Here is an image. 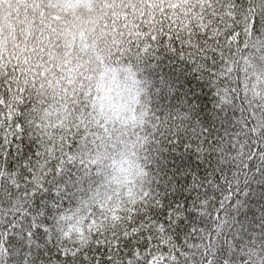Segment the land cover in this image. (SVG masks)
Instances as JSON below:
<instances>
[{
  "label": "snow or ice",
  "instance_id": "obj_1",
  "mask_svg": "<svg viewBox=\"0 0 264 264\" xmlns=\"http://www.w3.org/2000/svg\"><path fill=\"white\" fill-rule=\"evenodd\" d=\"M253 184L264 0H0V264H264Z\"/></svg>",
  "mask_w": 264,
  "mask_h": 264
},
{
  "label": "trees",
  "instance_id": "obj_2",
  "mask_svg": "<svg viewBox=\"0 0 264 264\" xmlns=\"http://www.w3.org/2000/svg\"><path fill=\"white\" fill-rule=\"evenodd\" d=\"M161 55L166 57V54L163 52L160 53ZM153 63L152 58H149L145 61L146 72L145 75L150 76L153 78L157 83L161 77L164 76L165 79H171L174 77V65H171L167 58L160 62V65L155 70H147V65ZM198 82L189 79L186 81V87L191 89L195 84ZM106 96L109 98L110 104L116 109H125L128 106V103L131 102L129 100H125L124 98L128 96L131 92V89L123 84L117 76H113L109 85H107L104 89ZM161 103H169L171 104H178V101L171 100L165 97L163 93L161 94ZM172 157L168 160V165H172ZM177 163H183L184 165H191L194 166L197 162L191 159H186L184 161H176ZM162 171L167 173L169 171L168 167L162 166ZM260 211H264V185L253 184L252 185V193H250L248 201H247V208L246 210H240L239 213H230L236 214L237 218L240 221H247L248 227L250 231H259L258 225H260L261 220H264V217L260 216Z\"/></svg>",
  "mask_w": 264,
  "mask_h": 264
}]
</instances>
